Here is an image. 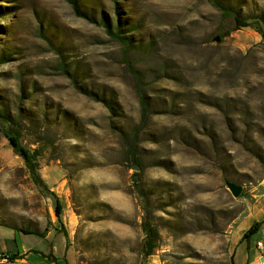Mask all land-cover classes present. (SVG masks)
I'll return each mask as SVG.
<instances>
[{
	"label": "rangeland",
	"instance_id": "1",
	"mask_svg": "<svg viewBox=\"0 0 264 264\" xmlns=\"http://www.w3.org/2000/svg\"><path fill=\"white\" fill-rule=\"evenodd\" d=\"M220 1L235 15L209 0H78L86 19L66 0H0V110L53 186L65 180L76 220L74 256L56 264H234L264 191V0ZM2 126L0 220L44 231L43 190Z\"/></svg>",
	"mask_w": 264,
	"mask_h": 264
},
{
	"label": "crops",
	"instance_id": "2",
	"mask_svg": "<svg viewBox=\"0 0 264 264\" xmlns=\"http://www.w3.org/2000/svg\"><path fill=\"white\" fill-rule=\"evenodd\" d=\"M51 170L48 167L39 170L37 167V172L47 189V191H36L40 193V202L47 213L49 221V226L46 227L48 231L42 238L47 247L39 245L41 247L39 248L29 239L31 235L27 233L0 227V253L21 256L20 259L8 262V264H56L54 259L57 262L61 258L66 259L67 256L71 258L74 256L73 251L70 250V239L76 227V220L69 205V191L63 190L65 180L62 181L60 187L53 186L55 182L50 177ZM257 197L258 200H256V207L253 211L254 215L248 214L244 219L245 223L248 221V224H245L248 225L246 230L253 223L264 219V191H259ZM254 235H260L261 239L264 238V222L258 227ZM56 239L57 243L60 244L58 250H55L54 247ZM257 240L258 238L253 243L251 238L248 243L240 242L236 246L233 257L234 264H254L257 260H259L258 264H261L260 257L263 254L256 248ZM253 249L258 251V258H256V255L254 256V253H249V250ZM55 253L57 256H53ZM0 264H3V262L0 261Z\"/></svg>",
	"mask_w": 264,
	"mask_h": 264
},
{
	"label": "trees",
	"instance_id": "3",
	"mask_svg": "<svg viewBox=\"0 0 264 264\" xmlns=\"http://www.w3.org/2000/svg\"><path fill=\"white\" fill-rule=\"evenodd\" d=\"M218 10L221 11V13L224 16H234V12L233 9H231L229 6H227L224 2L220 1V0H209ZM66 2L71 6L72 10L75 12L76 15L78 16H82L86 19H88L89 17L84 14L81 10H80V6L78 3V0H66ZM235 22H237L236 24H239L238 26H247V25H241L244 24L243 22L245 20L240 19L238 17H234ZM99 24L101 26H103L106 29V32L115 40H117L118 42L121 43V45H123V47L125 49L129 48L130 44H129V38L121 36V32H120V25L117 24L114 26L113 30L111 28L110 23L104 19L101 18L99 21ZM249 26V25H248ZM255 30L257 32H259L261 34V36L263 37L264 40V29L261 30L258 27L257 22H255L254 27ZM257 28V29H256ZM62 70L66 71V70H70L72 72V74H75V70L73 71L72 67L70 66H65V64L63 63L62 65ZM64 68V69H63ZM90 92V91H87ZM142 99V98H141ZM10 121L13 122V120L10 119L9 115H7V112L5 110H0V124L4 125L2 126L1 132L3 134L4 137L7 138L11 149L13 151V153L17 156H19L23 162L24 165L27 169V171L29 172L33 183L35 184V186L39 189H42L43 191H47L43 181L41 180L40 175L37 172V162H36V155H33L32 153H30L27 150H24L23 147L20 145L19 143V135L17 133V131L15 129H13L12 127H10L9 125L11 124ZM2 122V123H1ZM260 223H253L241 236V242H245L248 243L249 239L251 236H253L257 230H258V226ZM0 227L3 228H7L13 231H21L24 233H27L29 235H33L39 238H44L45 236V232H47V228L44 229V231H39L36 227L33 226V224H31L29 221L27 223H20V225H17L16 223L13 222H6L3 220H0ZM142 230L143 232H145V234L147 235V242L145 247L149 250L151 248V238H150V233L151 230L149 229L148 225L146 224V222H142ZM65 236V234H64ZM149 236V237H148ZM147 255L150 253H146ZM21 256H18L17 254L15 255H8L6 254V259L8 262H14V260L16 259H20ZM54 262L56 263L55 259Z\"/></svg>",
	"mask_w": 264,
	"mask_h": 264
},
{
	"label": "water",
	"instance_id": "4",
	"mask_svg": "<svg viewBox=\"0 0 264 264\" xmlns=\"http://www.w3.org/2000/svg\"><path fill=\"white\" fill-rule=\"evenodd\" d=\"M225 35H227V33H225ZM213 41L218 42L219 41V37L216 36ZM226 189L228 190V192L230 193V195L234 198L237 199L242 191V186L239 184H235V183H231V182H226L225 183ZM264 257H260V261H263Z\"/></svg>",
	"mask_w": 264,
	"mask_h": 264
},
{
	"label": "built area",
	"instance_id": "5",
	"mask_svg": "<svg viewBox=\"0 0 264 264\" xmlns=\"http://www.w3.org/2000/svg\"><path fill=\"white\" fill-rule=\"evenodd\" d=\"M255 245H256V248H257L262 254H264V243L261 242V241H257ZM0 261L7 262L6 254H4V253H0Z\"/></svg>",
	"mask_w": 264,
	"mask_h": 264
}]
</instances>
